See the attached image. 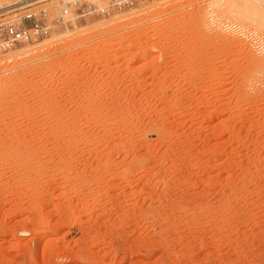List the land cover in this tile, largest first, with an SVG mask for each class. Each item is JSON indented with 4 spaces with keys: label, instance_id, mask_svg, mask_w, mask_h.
Instances as JSON below:
<instances>
[{
    "label": "rangeland",
    "instance_id": "1",
    "mask_svg": "<svg viewBox=\"0 0 264 264\" xmlns=\"http://www.w3.org/2000/svg\"><path fill=\"white\" fill-rule=\"evenodd\" d=\"M263 61L264 0L0 50V264H264Z\"/></svg>",
    "mask_w": 264,
    "mask_h": 264
},
{
    "label": "built area",
    "instance_id": "2",
    "mask_svg": "<svg viewBox=\"0 0 264 264\" xmlns=\"http://www.w3.org/2000/svg\"><path fill=\"white\" fill-rule=\"evenodd\" d=\"M1 1V0H0ZM0 5V50L44 39L56 29L106 16L121 7L150 0H6Z\"/></svg>",
    "mask_w": 264,
    "mask_h": 264
},
{
    "label": "bare ground",
    "instance_id": "3",
    "mask_svg": "<svg viewBox=\"0 0 264 264\" xmlns=\"http://www.w3.org/2000/svg\"><path fill=\"white\" fill-rule=\"evenodd\" d=\"M11 60H12V59H11ZM263 62H264V61H263ZM263 62H262V63H263ZM262 63H261V64H262ZM257 64H258V63H257ZM4 248H5V247H4ZM8 248H10V245H8V246L6 245V248H5V249H8Z\"/></svg>",
    "mask_w": 264,
    "mask_h": 264
}]
</instances>
